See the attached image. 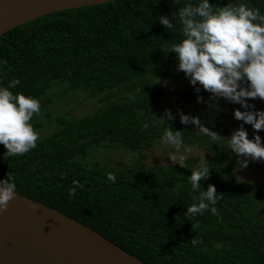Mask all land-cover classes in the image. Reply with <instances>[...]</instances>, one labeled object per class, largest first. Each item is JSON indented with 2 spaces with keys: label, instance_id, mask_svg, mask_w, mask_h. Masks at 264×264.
I'll use <instances>...</instances> for the list:
<instances>
[{
  "label": "trees",
  "instance_id": "1",
  "mask_svg": "<svg viewBox=\"0 0 264 264\" xmlns=\"http://www.w3.org/2000/svg\"><path fill=\"white\" fill-rule=\"evenodd\" d=\"M185 2L115 0L52 13L4 33L0 85L18 79L10 91L39 101L31 124L48 133L23 155L8 156L0 145V178L11 171L18 194L59 210L146 264H264V161L249 160L241 170L226 141H211L179 122L177 109L223 138L241 125L249 139L256 131L233 117L238 104L210 98L199 84L184 86L175 54L162 50L181 39L178 9ZM209 3H244L264 15V0ZM160 15L176 17L171 32ZM158 81L176 84L169 89ZM258 99L248 103L264 110ZM81 104L87 108L80 112ZM165 109L176 118L161 126ZM216 117L228 120V130ZM166 126L180 130L193 153L181 164L149 165L144 157L160 145L170 146L165 153L175 151L161 139ZM256 134L264 145V130ZM195 152L210 156L211 169L201 188L192 189L190 169L203 163ZM251 169L256 180L237 176ZM208 184L221 194L216 212L188 214Z\"/></svg>",
  "mask_w": 264,
  "mask_h": 264
},
{
  "label": "clouds",
  "instance_id": "2",
  "mask_svg": "<svg viewBox=\"0 0 264 264\" xmlns=\"http://www.w3.org/2000/svg\"><path fill=\"white\" fill-rule=\"evenodd\" d=\"M172 17L170 20L168 15H160L157 19L171 32L176 18ZM178 17L181 39L162 50H171L175 54L177 70L184 73L190 85L198 83L211 94L212 99L222 97L229 103L238 104L240 108L233 109V117L256 131L249 139L247 130L241 125L228 138H223L204 127L198 117L177 109L179 122L194 125L211 141H226L228 149L238 156L237 167L241 170L247 167L249 160L264 161V145L256 134L264 130V110H255L248 103V100L256 98L264 100V15L258 8H250L244 3H227L219 7L210 4L209 0H186L178 9ZM5 63L0 60V64ZM245 82L246 87L243 86ZM19 83L18 79H13L6 87L0 85V145L7 150L8 156L29 152L36 147L39 139L31 120L39 114L40 103L32 96L10 91ZM194 90L199 92L200 89L194 87ZM200 99L197 96V100ZM165 118L173 120L176 117L165 109L158 118L161 126ZM148 126L144 125L145 128ZM161 139L175 150V155H169L172 162L184 160L183 152L191 151L190 146L184 145L180 130L166 126ZM207 164L203 159L199 167L190 169L188 179L192 189L201 188L200 181L209 178L211 168ZM108 179L114 181L115 177L110 174ZM73 184L78 185V181H73ZM75 192L76 188L69 189L70 195ZM16 194V177L10 171L6 178H0V212L7 210L9 201ZM220 199L221 194L217 193L215 186L208 184L206 190L193 198L194 202L186 208V212L190 215L202 214L204 210L215 213V205ZM28 206L36 209L35 203ZM196 243L197 240L191 239V244Z\"/></svg>",
  "mask_w": 264,
  "mask_h": 264
},
{
  "label": "water",
  "instance_id": "3",
  "mask_svg": "<svg viewBox=\"0 0 264 264\" xmlns=\"http://www.w3.org/2000/svg\"><path fill=\"white\" fill-rule=\"evenodd\" d=\"M115 0H0V37L25 23ZM30 203L36 209L29 208ZM0 264H146L88 226L16 194L0 212Z\"/></svg>",
  "mask_w": 264,
  "mask_h": 264
},
{
  "label": "rangeland",
  "instance_id": "4",
  "mask_svg": "<svg viewBox=\"0 0 264 264\" xmlns=\"http://www.w3.org/2000/svg\"><path fill=\"white\" fill-rule=\"evenodd\" d=\"M182 79H185L186 82H184V86H191L188 82V79L185 77V78H182ZM173 83H175L173 81ZM173 83H166V82H162V81H158L157 84L155 83L156 86H167L169 89H172L174 88V84ZM176 84V83H175ZM198 84V83H197ZM154 85V86H155ZM183 85V83H182ZM56 91V89L54 90ZM259 103L260 104H264V100H260L258 99ZM85 108H87L86 106L84 107V104H81L78 105V110L81 112L83 110H85ZM218 121H221L222 122V126H221V129L224 130L225 128L228 130L227 126H229V122L228 120H225L224 118L222 117H216ZM120 122L122 123L123 125V128H124V120L121 119ZM37 132L39 133V137H42V136H45L47 133H48V130H37ZM227 135V134H226ZM129 143V142H128ZM169 147H165L163 145H160L159 147L155 148L152 152H150L148 155H146L143 159V161L149 165H169V164H181L180 162H183L184 160H177V161H174L172 162L170 159H169V155L168 153H165V151L168 150ZM193 152H184L183 155L185 156V158L189 155H191ZM195 156H197L199 154V156L201 155L202 159L206 161L209 160V155H205V154H201V153H197L195 152ZM172 155H175V151H173L171 153ZM234 175H235V172H234ZM237 176L240 178V179H243V180H249V181H253V180H256L258 178V174L254 171V170H247V171H238L237 172Z\"/></svg>",
  "mask_w": 264,
  "mask_h": 264
}]
</instances>
